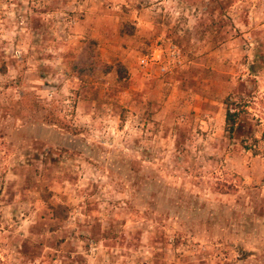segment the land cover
<instances>
[{
    "label": "rangeland",
    "instance_id": "rangeland-1",
    "mask_svg": "<svg viewBox=\"0 0 264 264\" xmlns=\"http://www.w3.org/2000/svg\"><path fill=\"white\" fill-rule=\"evenodd\" d=\"M0 264H264V0H0Z\"/></svg>",
    "mask_w": 264,
    "mask_h": 264
},
{
    "label": "trees",
    "instance_id": "trees-1",
    "mask_svg": "<svg viewBox=\"0 0 264 264\" xmlns=\"http://www.w3.org/2000/svg\"><path fill=\"white\" fill-rule=\"evenodd\" d=\"M225 124L228 132L232 134L238 124V112L228 108L225 115Z\"/></svg>",
    "mask_w": 264,
    "mask_h": 264
},
{
    "label": "built area",
    "instance_id": "built-area-1",
    "mask_svg": "<svg viewBox=\"0 0 264 264\" xmlns=\"http://www.w3.org/2000/svg\"><path fill=\"white\" fill-rule=\"evenodd\" d=\"M141 63H142V64H144V63H145V61H144V60H142V61H141Z\"/></svg>",
    "mask_w": 264,
    "mask_h": 264
}]
</instances>
